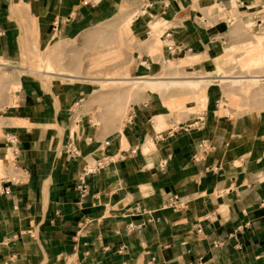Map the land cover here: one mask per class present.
<instances>
[{"label":"crops","instance_id":"0c3cea01","mask_svg":"<svg viewBox=\"0 0 264 264\" xmlns=\"http://www.w3.org/2000/svg\"><path fill=\"white\" fill-rule=\"evenodd\" d=\"M226 12L264 29V0H0V69L28 16L39 40L136 15L135 40L155 22L170 59L207 61L224 45ZM143 56L154 70L137 56L123 79L159 72ZM10 86L0 83V174L13 169L0 188V264H264V111L221 112L235 108L220 107L212 84L201 115L179 126L164 117L158 130L163 114L131 105L122 136L73 118L79 99L100 97L88 86L27 83L13 96Z\"/></svg>","mask_w":264,"mask_h":264},{"label":"rangeland","instance_id":"374dc122","mask_svg":"<svg viewBox=\"0 0 264 264\" xmlns=\"http://www.w3.org/2000/svg\"><path fill=\"white\" fill-rule=\"evenodd\" d=\"M128 7L125 4L123 9H128ZM248 17L254 18L253 15L238 14L235 16L233 12L228 14L226 12L219 16L220 20L226 23L228 32L224 34V45L212 56L213 59L206 58L207 61H204L203 58L191 56L185 57V61L180 59L176 61V58L170 59L168 53L166 54L165 43L161 44L160 51L153 52L148 48L152 41H158L159 36L163 35L164 30L159 26L158 31L151 30L150 38L137 41L132 37L131 26L134 17L127 18L124 23L114 18L112 21L92 26L71 36L56 34L49 38L43 36L38 40L35 36L37 32L35 21L28 16L22 18V26H24L19 41L21 48L16 53L12 52L13 59L8 61L11 67L0 69V83H5L6 86L8 82L11 84L10 87L5 88L12 96L15 91L21 90L27 83H37L42 91H56L67 84L78 87L88 86L96 91L95 95L100 97L87 104L83 98L79 99L78 104L73 106V118L76 119L77 116L85 118L86 122H90L91 125L96 124V128L104 133L115 128L121 132L131 105L151 104L156 108L157 114H163L168 121L173 119L177 126L183 122H190L200 116L205 109L208 88L212 84H218L222 91L220 107L222 105L225 109L235 108V111L230 113L222 110L221 112L234 116L252 115L264 111V95H253V90L252 95H246L238 89L235 95L228 94L235 89L230 83L213 81L209 84L204 83L200 89L196 90L172 85L163 89L142 88L137 91L130 88L131 83L115 81V79L129 76L128 66L137 56L141 58L144 70H154L143 56L144 52L151 55L153 61L159 62V65L153 63L159 68V72L156 74L151 71L143 72L139 76L143 79L151 76L182 79V77H219L221 75H264V65H262L263 69L243 67V62L247 58L244 54L246 46L258 36L264 35V29L257 30L256 24L249 29L242 23V20ZM262 47L264 50V42ZM216 59L223 64L221 66L225 74H219ZM204 62H210L209 65H205L206 70L202 67ZM7 70L10 71V75H6ZM51 73L59 75L52 78ZM67 77H71V80L65 79ZM90 104L92 109L95 106V111L94 109L90 111ZM193 105L197 110L194 111L187 107ZM6 157L8 160L3 164L5 167H11V152ZM3 171L4 173L0 174V188L2 181H11V178H7V174L8 172L13 173V169H3Z\"/></svg>","mask_w":264,"mask_h":264},{"label":"bare ground","instance_id":"6f19581e","mask_svg":"<svg viewBox=\"0 0 264 264\" xmlns=\"http://www.w3.org/2000/svg\"><path fill=\"white\" fill-rule=\"evenodd\" d=\"M135 16L136 15H134L133 17L135 18ZM161 22H162V20H161ZM157 29H158V24L154 22L151 30L155 31ZM263 42H264V35H261V36H258L252 43H249L248 46H246L244 54L247 58L243 62V67H246V68L247 67H251V68L252 67H258L259 69H263V66H262V65H264V50L262 47ZM161 44H162V41H161V37L159 36V40L155 41L152 45H150V50L153 52L160 51L161 50L160 49ZM180 60L185 61V57H181ZM217 67H218L219 74H225V72L223 71V66L218 65ZM5 73H6V75H10L8 70ZM255 73H257V72H255ZM50 76L52 78H54L52 74ZM205 78H207V77H188V78L182 77V79H170V80L166 81L162 78L151 76L147 79H143L142 77L133 78L130 81H129V79H118L117 82L131 83L130 88L132 90H134V89L140 90L142 88H153V89L157 90V89H163L165 87H169L172 85L185 86V87L196 90V89H200L202 87V85H204V83L209 84V82H211L210 80L207 81V79H205ZM217 80H219L220 82L232 84V87L235 89L232 92H228V94H234L235 91L237 92L236 89H238L246 95L247 94L252 95V90L254 91L253 95H264V75H260V74L247 75V76L221 75L218 77ZM136 90H135V92H136ZM229 91H230V89H229ZM197 106H198V104H197ZM187 107L191 108L194 111L197 110L195 108L196 107L195 105L187 106ZM155 122L157 124L156 127L158 130H162V129L167 127L166 120L162 116H156ZM120 133L122 134V129H121Z\"/></svg>","mask_w":264,"mask_h":264}]
</instances>
